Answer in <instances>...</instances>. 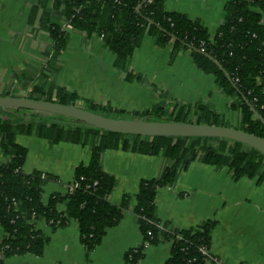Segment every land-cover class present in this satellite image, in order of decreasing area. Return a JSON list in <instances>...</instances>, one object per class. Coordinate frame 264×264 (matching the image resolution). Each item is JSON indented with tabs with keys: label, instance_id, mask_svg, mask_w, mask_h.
I'll return each instance as SVG.
<instances>
[{
	"label": "trees",
	"instance_id": "1",
	"mask_svg": "<svg viewBox=\"0 0 264 264\" xmlns=\"http://www.w3.org/2000/svg\"><path fill=\"white\" fill-rule=\"evenodd\" d=\"M165 1L38 0L32 13L41 11L37 26L48 33L51 45L46 66L33 74L27 71L15 74L16 80L26 83L22 86L26 97L75 105L110 117L226 126L222 116L208 105L172 104L162 92L154 106L141 112H126L109 104L82 100L76 93L55 87L50 81L58 71V56L66 48L70 31L101 37L104 47L114 54V68L125 74L126 81H140L142 77L130 71V62L134 49L148 34L159 48L172 43L173 57L180 51H188L196 67L213 77L215 87L229 98L228 109L239 114L234 128L264 136V125L250 109L264 120V0H227L222 23L213 37L200 20L167 11ZM66 22L70 29L63 27ZM6 95L15 96V93ZM18 134L44 138L52 144L89 146L88 164L77 166L69 183H76L77 187L71 192H53L44 202L45 186L57 179L45 172H23L27 150L15 142ZM118 148L161 155L164 159L157 177L139 182L133 214L141 241L125 253V262L139 264L147 246L169 241L170 254L164 264H223L210 252L215 221L203 220L188 229L162 223L157 216L155 195L159 188L173 186L178 174L195 161L215 168L225 167L235 181L255 178L264 185L261 152L223 138L121 134L64 116L0 107V152L7 156L6 161H0L4 258L41 256L49 237L38 229L40 222L56 231L74 221L85 253L93 251L107 229L118 224L131 199L129 194H124L118 204L109 201L116 180L102 169L101 157L106 150Z\"/></svg>",
	"mask_w": 264,
	"mask_h": 264
},
{
	"label": "crops",
	"instance_id": "2",
	"mask_svg": "<svg viewBox=\"0 0 264 264\" xmlns=\"http://www.w3.org/2000/svg\"><path fill=\"white\" fill-rule=\"evenodd\" d=\"M226 1L166 0L165 8L190 20H200L213 37L222 23ZM37 5L38 0H0V95L13 92L15 96L26 97L22 89L26 83L16 80L15 74L25 71L33 74L47 65L51 39L37 26L41 11L32 13ZM172 47L169 43L159 48L155 39L145 34L130 62V71L142 78L126 81L125 74L114 68V54L104 47L99 36L87 37L70 31L66 48L58 56V71L50 81L82 100L109 104L126 112H141L154 106L162 92L172 104L208 105L222 116L226 126L236 127L239 114L228 109L229 98L215 87L213 77L196 67L188 51H180L173 57ZM26 89L30 91L31 87ZM15 142L27 150L23 172H45L57 179L45 186L44 202L51 193L67 190L74 169L87 165L91 154L89 146L52 144L33 135L18 134ZM6 160L7 156L0 152V161ZM163 165L161 155L120 148L106 150L101 166L116 180L109 201L118 204L124 194L131 199L123 217L107 229L100 244L86 254L74 221L56 231L40 222L38 229L49 237L42 255L5 259L4 232L0 226V264H128L125 253L141 241L133 214L139 182L157 177ZM154 203L162 223L182 229L195 227L203 220H214L210 252L223 264H264V185L255 178L235 181L227 168L195 161L178 174L173 186L157 190ZM170 248L169 241L147 246L139 264H164Z\"/></svg>",
	"mask_w": 264,
	"mask_h": 264
},
{
	"label": "water",
	"instance_id": "3",
	"mask_svg": "<svg viewBox=\"0 0 264 264\" xmlns=\"http://www.w3.org/2000/svg\"><path fill=\"white\" fill-rule=\"evenodd\" d=\"M214 63L213 59L208 57ZM1 108H21L35 112L55 114L79 120L100 130L140 136L217 137L240 142L264 155V136H257L230 126H216L175 121H149L144 119L110 117L79 106L11 95H0ZM254 116L264 125L262 117L250 107Z\"/></svg>",
	"mask_w": 264,
	"mask_h": 264
},
{
	"label": "built area",
	"instance_id": "4",
	"mask_svg": "<svg viewBox=\"0 0 264 264\" xmlns=\"http://www.w3.org/2000/svg\"><path fill=\"white\" fill-rule=\"evenodd\" d=\"M63 27H65L66 29H70V25L66 22L64 23ZM101 38V37H100ZM77 187V184L76 183H71V184H68L67 185V190L66 191H73L75 188ZM202 252H206V250L202 249L201 250Z\"/></svg>",
	"mask_w": 264,
	"mask_h": 264
},
{
	"label": "rangeland",
	"instance_id": "5",
	"mask_svg": "<svg viewBox=\"0 0 264 264\" xmlns=\"http://www.w3.org/2000/svg\"><path fill=\"white\" fill-rule=\"evenodd\" d=\"M21 142H25V139H21Z\"/></svg>",
	"mask_w": 264,
	"mask_h": 264
}]
</instances>
